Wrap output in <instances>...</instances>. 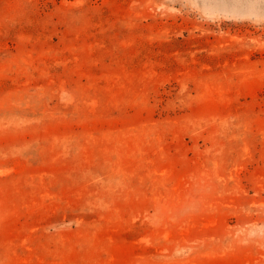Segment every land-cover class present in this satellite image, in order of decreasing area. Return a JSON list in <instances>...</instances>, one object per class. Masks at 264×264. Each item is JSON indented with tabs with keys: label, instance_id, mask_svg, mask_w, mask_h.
<instances>
[{
	"label": "rangeland",
	"instance_id": "obj_1",
	"mask_svg": "<svg viewBox=\"0 0 264 264\" xmlns=\"http://www.w3.org/2000/svg\"><path fill=\"white\" fill-rule=\"evenodd\" d=\"M0 264H264V0H0Z\"/></svg>",
	"mask_w": 264,
	"mask_h": 264
}]
</instances>
